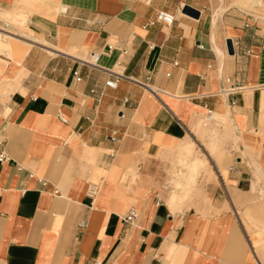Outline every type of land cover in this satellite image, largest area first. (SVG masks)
<instances>
[{
	"label": "crops",
	"instance_id": "1",
	"mask_svg": "<svg viewBox=\"0 0 264 264\" xmlns=\"http://www.w3.org/2000/svg\"><path fill=\"white\" fill-rule=\"evenodd\" d=\"M15 1L0 0V264H264V208L246 202L264 196L260 19L230 0L220 16L218 0H56L27 19L44 45L1 15ZM208 109L221 131L198 133ZM197 134L217 150L194 153ZM173 140L190 181L207 175L188 208L174 204L194 186L161 158Z\"/></svg>",
	"mask_w": 264,
	"mask_h": 264
},
{
	"label": "rangeland",
	"instance_id": "2",
	"mask_svg": "<svg viewBox=\"0 0 264 264\" xmlns=\"http://www.w3.org/2000/svg\"><path fill=\"white\" fill-rule=\"evenodd\" d=\"M218 1L220 4L218 8L215 10L213 16L215 15L217 11H218V14H216V16H220L223 10H225L224 0H218ZM230 1L232 3L231 6L233 8H239L245 12L258 16L260 19V25L264 26V0H230ZM15 2H17V5L14 8H12L6 14L4 12L1 13V15L5 16L4 19L17 28V31H14V33L21 35L23 38L30 37L31 39L35 40L36 43H44L42 40H39V38H37V36H41V35H38L34 33L33 31H31V29H29V27L27 26V22H28L27 19H28L29 14L33 12L42 13L52 18L55 17L54 10L56 8L57 1L56 0H36V4H31V0H16ZM62 32H66L70 36V33L67 32L66 30ZM33 34L36 35L35 38ZM5 40L6 42L7 41L9 42V47L12 49L13 45L11 43L16 42V41L8 37H6ZM44 45H46V43H44ZM0 46L4 47L1 44ZM0 53H4L7 58H11V56L8 54V51L6 50L1 51ZM9 89L12 90L11 85ZM11 90H9L8 92H10ZM198 121H199V126H198V131H196L198 133L199 132L207 133V132H213V131H221L220 128L215 125L213 120L206 121L205 116L200 117ZM225 121H226V118H223V122ZM207 128H212L213 131H208L206 130ZM211 136L213 137V135ZM197 137L200 139V141L203 143L204 146L200 145L198 141H194L192 139L193 137H190L189 140L194 142L192 145L193 150H194V153L198 154V156H202V153L205 155V152L203 151V147H205L206 149H209L210 147H212L214 151L215 149L217 150V148L219 147L217 135H215L212 138V140L209 139V141L206 140L205 136L198 135ZM172 142H175V143H173V145L171 143H168V144L172 145L173 151L168 152L166 151L167 148L164 147L161 158L169 161L167 173L170 178V182L181 181L185 183L186 181H188L187 184L189 186H192V187L194 186V188H192L193 190L190 191L189 194L182 196L181 199H179V201L174 204V207L175 205L179 204L180 209L188 208V207H191V205L194 203L192 199L193 197L198 196V195H200L202 198L205 197V193L203 191V182L206 180L207 175H206V172L204 171L198 172L194 175L193 179L190 181L191 173L188 169V166H187L188 164L185 163L186 161L184 162L182 158L175 152L176 145L180 142V140H173ZM207 164L209 165V161H207ZM254 181L258 189L264 188V184L262 185V183L260 182L261 177H259V175L256 172H255ZM172 186L175 189L174 183L171 185V187ZM250 192L253 193L252 190H250ZM251 193H249L250 194L248 196L249 198L246 201L248 203H251L248 206L254 207V208L255 207L264 208V196L261 195L263 200L259 201L256 198L255 194H251Z\"/></svg>",
	"mask_w": 264,
	"mask_h": 264
},
{
	"label": "built area",
	"instance_id": "3",
	"mask_svg": "<svg viewBox=\"0 0 264 264\" xmlns=\"http://www.w3.org/2000/svg\"><path fill=\"white\" fill-rule=\"evenodd\" d=\"M242 13L244 14V16L249 18L248 20L245 21L244 26H249L250 24H254L259 19V17L254 15V14H251V13H248V12H245V11H242ZM156 20L160 21V22H162V23H164L166 25H171L172 22L174 21V16L170 12L161 10V11H158V13L156 15ZM7 27H8V25L5 24L4 28H2V30H7ZM92 54L94 55L95 58H98L96 53H92ZM173 64L176 65L177 62L174 61ZM75 75H77V72L75 73ZM168 75H169V73H168ZM106 85L111 87V88L116 87L117 79H109V80H107L106 81ZM235 86H238V84H236ZM235 86L234 87L232 86L231 88L227 89L226 91L228 93H233L236 90ZM126 101H127V99L125 98L124 102H126ZM213 115H214V112L211 109H208L206 111L205 117H206V119L211 121L213 119ZM58 117H59V119L64 121V118L60 115V113L58 114ZM4 159H5L4 153L0 152V161H3ZM96 191H97V185L90 184L88 186V194L93 195ZM136 216H137L136 210L135 209H130L128 211V213L123 217V221L132 222V221H134ZM85 224H86L85 220L82 219V220L79 221L78 226L82 227ZM93 264H99V263L95 262Z\"/></svg>",
	"mask_w": 264,
	"mask_h": 264
},
{
	"label": "water",
	"instance_id": "4",
	"mask_svg": "<svg viewBox=\"0 0 264 264\" xmlns=\"http://www.w3.org/2000/svg\"><path fill=\"white\" fill-rule=\"evenodd\" d=\"M183 13L189 15V16H192V17H195L197 18L199 16V13L196 9L186 5L183 9H182ZM227 50H228V53L230 54H233V48H232V42L230 39L227 40Z\"/></svg>",
	"mask_w": 264,
	"mask_h": 264
},
{
	"label": "bare ground",
	"instance_id": "5",
	"mask_svg": "<svg viewBox=\"0 0 264 264\" xmlns=\"http://www.w3.org/2000/svg\"><path fill=\"white\" fill-rule=\"evenodd\" d=\"M183 13V12H182ZM184 14V13H183ZM186 15V14H185ZM24 32V31H23ZM25 33V32H24ZM12 45H13V47H12V53H14V52H16L18 49H20V46H18V42H12L11 43ZM93 59L95 60V59H97V58H95L94 57V55H93ZM214 116H215V113H214V115H213V118H214ZM205 119H206V117H205ZM213 120V119H212ZM206 121H210V120H208V119H206ZM198 162V161H197ZM259 179V178H258Z\"/></svg>",
	"mask_w": 264,
	"mask_h": 264
}]
</instances>
